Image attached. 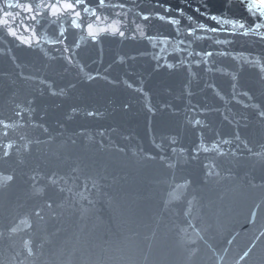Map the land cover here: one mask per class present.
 Returning a JSON list of instances; mask_svg holds the SVG:
<instances>
[{
	"label": "water",
	"instance_id": "1",
	"mask_svg": "<svg viewBox=\"0 0 264 264\" xmlns=\"http://www.w3.org/2000/svg\"><path fill=\"white\" fill-rule=\"evenodd\" d=\"M17 2L26 3L28 0H0V7L5 3ZM112 2H124L125 11L131 9L133 12L151 10L164 15H176L175 11L163 13L160 5L170 6L173 10L183 9L181 28L188 24L189 15L193 16L194 21L210 26H216L213 21L207 19L210 15L242 20L250 18L247 10L239 6L238 0H231V4L227 0ZM197 7L207 15L201 16L197 13ZM7 11L15 13L20 9L8 8ZM23 19L25 18L17 17L16 21L9 22L22 26ZM27 19L31 23L30 16ZM91 19L86 18V22H91ZM84 27L86 28V24ZM52 29L53 25L45 24L40 31L42 35L47 33V37L52 38ZM56 31L58 32V27ZM174 32L172 26L159 20H152L148 29V33L152 35H172ZM81 36L85 39L81 40ZM68 37L69 43L80 40L77 59L86 66V72L92 75L99 72L110 80L122 81L127 78L135 86H143L153 104L171 102L181 112L176 116L162 117L159 113L152 116L144 107L142 95L129 90L123 83L112 84L105 79L87 81L86 77L81 79L77 75V68H70L62 76L60 73H53L51 68L46 69L45 65L50 64L56 68L64 66V62L58 59L62 46H53L42 41L37 49H28L11 38L6 40L3 30H0V116L7 118L12 115V105L9 102L13 91L18 92L16 100L20 102L33 95L37 98L36 107L39 113H47L44 122L53 130V134L63 133V136H58L50 145L34 146L31 154L23 156V164L19 163L15 152L9 160L0 161V173L16 174V180L7 190V196L0 197V231H6L7 227L16 225L20 218L30 214L32 208L42 202L39 198L31 197L23 174L30 173L37 165L43 171H50L52 165L49 161L53 159L54 152H60L62 157L69 154L73 159L79 157L78 163L83 168L80 180L76 182L79 186L69 181L74 192L83 190L85 175L93 177L98 185L97 188H91L89 183V191L84 192L94 201V205H88L86 200L81 201V204L91 209L87 215H81L80 204L73 201L72 193L65 192L57 199V203L62 201V207L56 209V219L46 218V222L37 225L33 217L34 227L31 231L25 225L19 224L22 230L10 241L0 240V264H19L20 261L24 264H236L244 251H250V255L240 264H264V165L245 153L244 158L238 161L227 158L222 167L217 169L220 175L207 181L199 162L189 161L182 168L175 170L176 182H181L184 177L193 179L188 198L194 193L199 200L198 219L193 220V224L197 230H207L201 232L204 240L197 239L196 245H185L181 234H178L179 226H185L182 215L185 196L182 195L179 201H173L167 208L164 206V202L169 199V183L173 178V170L164 169L158 161H147L143 158V152L157 151L152 143L154 137L159 142L161 135L179 133L180 144L185 147H191L197 140V131L184 127L183 109L187 98L181 93L184 84L189 80L187 69L157 68V62L152 59V53L158 52L162 57L159 61L161 65L166 61L174 63V60L169 61V54L172 52L169 45L153 41L156 45L153 48L146 40L106 37L93 46L87 38V31L75 29L69 31ZM226 37L232 39L224 32L215 34L216 39L223 40ZM255 40L256 37L249 36L246 40L237 39L233 45L199 42L194 47L198 51L201 48L213 51L227 49L233 55L240 51L247 54L246 50L251 48L255 55L264 48V45L253 43ZM161 49L167 51L162 52ZM44 52L57 59L46 58ZM138 53L146 54L137 56L134 61L127 59ZM185 55L186 53H179L180 58ZM12 56L17 58L20 68L15 66ZM121 56L125 57L124 63L119 62ZM188 59L191 60L192 57ZM222 63L234 64L231 60H222ZM191 67L199 74L197 81L192 85V90L196 93L192 97V103L199 106H221L223 111L221 102L210 91L201 89L204 80H215L227 93V78L205 74L201 69H196L195 65ZM20 72L47 76L56 82L57 87L67 86L69 83H75L76 87L70 90L66 98L52 97L47 94V89L40 95L39 89L42 86L21 81L17 75ZM241 83L252 89L258 100H264L252 73L245 71ZM125 102L131 105L130 109H122L121 105ZM72 106L79 108L80 114L68 123L64 116ZM228 107L237 113L245 111L235 102ZM88 110H96L101 115L96 118L87 117L84 113ZM162 120L167 123H162ZM61 123H66V128L60 127ZM208 123L210 129L205 130V135L209 139L217 133L227 136L230 132L239 130L241 135L250 141V146L255 151H260L258 144L264 142V125L255 118L241 121V126L237 129L235 124L230 126L223 121L222 116L213 113L208 117ZM81 130L92 135L95 141L89 142L83 137H74L77 139L75 146L69 142L61 147L73 132ZM102 130L106 132L104 138L98 135ZM19 135H25L28 139H35L39 135L40 139H47L30 128L12 133L18 143H23L18 140ZM231 147L234 149L235 144ZM120 148L126 151L121 152ZM200 159L203 160V156ZM60 170L67 172L68 168L65 166ZM172 186L174 187V184ZM52 233L56 234L53 236ZM189 234L196 239L192 229H189ZM45 236L49 237V242L38 250L36 256L25 259L27 253L23 248V241L31 237L35 244H40ZM228 241L232 243L229 244ZM189 248L198 249L192 260L188 259ZM17 253L21 254L17 256Z\"/></svg>",
	"mask_w": 264,
	"mask_h": 264
},
{
	"label": "snow or ice",
	"instance_id": "2",
	"mask_svg": "<svg viewBox=\"0 0 264 264\" xmlns=\"http://www.w3.org/2000/svg\"><path fill=\"white\" fill-rule=\"evenodd\" d=\"M227 2L231 4V0H227ZM238 4L249 13L250 18L248 20L228 18L223 15H210L207 16V19L213 21L216 25L210 26L204 22L194 21L193 16L189 15L187 16L188 24L183 28H181L182 18L184 17L183 9L173 10L170 6L164 5H160L163 13L169 14L175 11L176 15H164L151 10L133 12L131 9H128L125 11L126 4L124 2L113 3L112 0H28L26 3H5L3 7H0V13H2V17H0V30H3L6 40L11 38L12 41H18L20 46L33 50L37 49L42 41L53 46H62L59 49L60 57L58 59L64 62V66L56 68L50 64H46V69L51 68L53 73H60L62 76L70 68H77V75L81 79L86 77L87 81L105 79L108 83L112 84L123 83L129 90L142 95L145 101L144 107L152 116H156L157 113L161 114L162 117L165 115L176 116L180 114L181 110L176 108L171 102H161L159 105L153 104L143 86L137 87L129 82L127 78L122 81L110 80L107 76H101L99 72L95 75L86 72V66L77 59L79 55L77 49L81 46L80 40L69 43L68 33L71 29L87 31V38L93 46L100 43L106 37H119L132 41L146 40L149 44H152L153 48L156 46L153 44V41L169 45L172 49V52L169 54V61L174 60V63L166 61L161 65L159 61L162 57L158 52L152 53V59L157 62V68L164 67L169 70L187 69L189 80L184 84L181 93L183 97L187 98V103L183 109L184 127L185 129L190 128L197 131V140L191 147H185L180 144L179 133L161 135L159 142L154 137L152 143L157 151L155 153L143 152V158L147 161H158L164 169L173 170V178L169 183L171 191L168 193L169 199L164 202V206L167 208L173 201H179L182 195L185 196V207L182 212L185 226H179L178 233L181 234V240L185 245H196L197 239L204 240L201 232L207 230L204 228L197 230L193 224V220L198 219L199 212V200L197 196L193 193L188 198V190L193 186V179L191 177H184L181 182H176L175 170L182 168L189 161L199 162L203 176L207 181L220 175L217 169L222 167L223 162L227 158L231 157L238 161L244 158L245 153L264 165V142L258 144L260 151H255L250 146V141L243 137L239 130L230 132L227 136L217 133L211 139L205 135V130L210 129L208 117L213 113L222 116L223 121L228 125L235 124L237 129L240 128L241 121H249L252 118H255L261 125H264V100H258L257 96L253 94L252 89L245 87L241 83L245 71L252 73L256 84L261 89L260 95L264 96V48L256 52L255 55L251 48L246 50L247 54L244 51H240L236 55H233L227 49L213 51L201 48L198 51L194 47L199 42H212L215 45H233L237 42V39L246 40L249 36L256 37L253 43L264 45V0H238ZM134 7L138 6L134 5ZM8 8L20 9V11L13 13L7 11ZM195 11L201 16L207 15L200 12L199 7ZM29 16L31 23L27 19ZM177 16L180 18H177ZM17 17L25 18L22 20V26L10 24L9 21H16ZM88 17L92 18L91 22H86V18ZM152 20H159L172 26L175 29L174 34H149L148 29L151 27ZM45 24L53 25L52 31L54 35L52 38H48L47 33L41 34L40 29L44 28ZM85 24L86 28L84 27ZM100 25L104 26L101 27ZM57 27L58 32L56 31ZM221 32L227 33L232 39H228L227 37L223 40L216 39L215 34ZM22 33H27V35ZM80 39L83 40L85 38L81 36ZM186 42L187 46L185 47ZM161 51L164 52L167 49H161ZM179 53H186V55L180 58ZM145 54L138 53L137 55L127 57V59L134 61L137 59V56ZM44 56L51 60L57 59L49 57L48 52H44ZM188 57H192V59L189 60ZM11 59L17 68L21 67L15 56H12ZM222 60H231L234 64L225 65L222 63ZM119 62L124 63L125 57H119ZM209 64L213 66L209 67ZM192 65H195L196 69H201L205 74L219 75L227 78L229 88L227 93L220 88V85L215 80H204L203 88L201 89V91H210L221 102L223 111H221V106H199L192 103V97L196 95L192 90V85L193 82L197 81L199 75L197 71L193 70ZM17 75L25 83L42 86L39 89L40 95H43L44 89H47V94L52 97L66 98L70 90L76 87L75 83L57 87L56 82L47 76H37L23 72ZM33 90L35 91V89ZM17 95V91L11 93L12 99L9 103L12 105L10 109L12 115L7 118L0 116V161L9 160L15 152V155L19 158V163L23 164V156L31 154L34 146L50 145L56 141L58 136H63V133L58 132L53 134V130L44 122L47 113H39L36 107V96L29 95L23 102H20L16 100ZM233 102L241 106L245 111L234 112L231 107H228ZM121 107L123 110H128L131 108V105L125 102ZM79 114V108L72 106L65 113L64 120L70 123ZM84 115L96 118L101 113L96 110H88ZM237 116H239V119H237ZM162 123L166 124L167 121L162 120ZM60 127L66 128V123H61ZM244 127H247L246 123ZM25 128L36 130L47 139H40L39 135L35 139H28L25 135H19L18 140L23 143H18L17 139L12 137V133ZM98 135L104 138L106 132L103 130L99 131ZM74 137H83L89 142L95 141L92 135L81 130L73 132L63 142L61 147H64L69 142L72 146H75L77 139ZM125 139L128 138L125 137ZM233 144H235L234 149L231 147ZM224 146H228V148L225 149ZM119 151L124 152L126 150L120 148ZM133 154L136 155L137 153ZM52 156L53 159L49 161L52 165L50 171H43L37 165L30 173L23 174L31 197L39 198L42 202L34 206L30 214H25L23 218H20L16 225L7 227L6 231H0V240L10 241L15 234L22 230L19 228V224L25 225L31 231L34 227L33 217L37 225L46 222V218L56 219L58 216L56 209L62 207V201L57 203V199L65 192L72 193L73 201L76 204H80L82 216L87 215L91 211L89 207L81 204V201L86 200L88 205H94V201L89 199L84 192L89 191V183L91 184V188H97L96 180L91 176L85 175L83 190L74 192L73 186L69 185V181H72L73 185L79 186L76 182L80 180V174L83 173V168L78 163L79 157L73 159L71 154L62 157L58 151L54 152ZM201 156H203V160L200 159ZM65 166H67L68 171L62 172L60 169ZM15 180V172L9 174L0 173V197L7 196V190ZM173 184L174 187L172 186ZM253 186L255 187L256 185L254 184ZM64 198L67 199V197ZM253 215H255V212ZM189 229H192V233L196 239H193L192 235L189 234ZM55 234L52 233L51 235L54 236ZM48 242V236H45L40 244H35V241L31 237L25 239L23 241V248L27 253L25 259L36 256L38 250L42 249L44 244ZM228 243L231 244L232 241H228ZM9 246L11 247V245ZM197 251V248H189L188 259L192 260ZM20 254L17 253V256ZM249 255L250 251H244L239 256L236 264H240L241 261L246 260ZM19 264H24V262L20 261Z\"/></svg>",
	"mask_w": 264,
	"mask_h": 264
}]
</instances>
